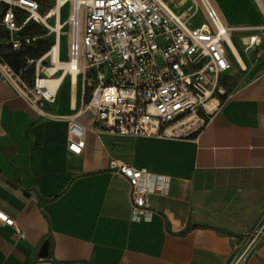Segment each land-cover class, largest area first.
Instances as JSON below:
<instances>
[{"label":"crops","instance_id":"crops-1","mask_svg":"<svg viewBox=\"0 0 264 264\" xmlns=\"http://www.w3.org/2000/svg\"><path fill=\"white\" fill-rule=\"evenodd\" d=\"M212 2L228 25L264 24L257 0ZM258 33L232 34L245 67L230 54L238 69L222 83L236 82L187 137L97 131L88 111L74 154L67 120L41 116L0 81V211L15 220H0V264H228L264 214V38L247 46ZM64 83L51 114L73 115L84 100L80 80L75 101ZM111 161L169 179L148 197L150 218H132L131 184ZM243 264H264V237Z\"/></svg>","mask_w":264,"mask_h":264},{"label":"built area","instance_id":"built-area-1","mask_svg":"<svg viewBox=\"0 0 264 264\" xmlns=\"http://www.w3.org/2000/svg\"><path fill=\"white\" fill-rule=\"evenodd\" d=\"M52 1L0 0V81L41 116L67 120L74 154L83 151L88 128L79 115L88 111L95 113L94 130L123 136L187 137L199 131L227 94L222 80L233 68L232 34L258 31L248 47L264 38V24L228 25L212 0H73L66 61L69 75L83 85L84 100L73 115L51 114L47 106L55 104L59 89L48 88L46 63L50 58L51 66L54 45L18 64L11 59L37 40L30 29L51 20ZM257 1L264 16V0ZM212 100L217 104L209 109ZM110 166L131 184L132 218H150L148 197L164 193L169 179L127 163ZM0 220L15 224L1 211ZM263 237L264 214L228 264H243Z\"/></svg>","mask_w":264,"mask_h":264},{"label":"bare ground","instance_id":"bare-ground-1","mask_svg":"<svg viewBox=\"0 0 264 264\" xmlns=\"http://www.w3.org/2000/svg\"><path fill=\"white\" fill-rule=\"evenodd\" d=\"M69 0H57L56 5L53 7L52 12L50 13L51 19L56 20V27L54 28V31H56V37L57 42L54 44V47L50 53L51 55V66L48 67L47 73L48 77L46 78L47 86L50 90L54 91L56 89H60L61 84L63 82H68L70 86V92L72 96V100H76V93L79 89V80L78 77L75 74L69 75L70 66L67 64V61L63 58L62 49H61V33H62V21H61V13H62V7L68 2ZM47 25H49L47 21ZM229 39V46L230 51L236 61L239 65L245 67L244 59L236 46L234 41H231ZM68 77V79H67ZM217 104L216 100L210 101L206 107L209 109H213L214 105Z\"/></svg>","mask_w":264,"mask_h":264},{"label":"rangeland","instance_id":"rangeland-1","mask_svg":"<svg viewBox=\"0 0 264 264\" xmlns=\"http://www.w3.org/2000/svg\"><path fill=\"white\" fill-rule=\"evenodd\" d=\"M73 0H69L63 7H62V13H61V21H62V33H61V49H62V54L63 58L67 60V50H68V41H69V36H68V26H67V20L68 16L70 13L71 5H72ZM57 0H54V4L56 5ZM49 25L46 24H37L34 27L30 29L29 34L36 36L37 40L34 42L33 46H31L32 49L28 50L25 54L21 55L19 58L17 57H12L11 61L18 64V61L23 62L25 61L28 57H37V54L35 52L36 46L40 43L43 42L44 44L49 45V48L47 51L57 42V37H56V31H54V28L56 27V20L53 18L50 21H48ZM236 41H240L239 37L235 36ZM244 57L246 56V53L244 51V48L242 47L241 49ZM245 53V54H244ZM50 58L47 59V66H50ZM18 66V65H17ZM233 66L234 69H238V65L233 61ZM34 71L33 68H31L30 73ZM68 79V77H67ZM232 81V82H231ZM235 83V79L228 81V83H225V91H229V83ZM64 85H68V82H65Z\"/></svg>","mask_w":264,"mask_h":264},{"label":"trees","instance_id":"trees-1","mask_svg":"<svg viewBox=\"0 0 264 264\" xmlns=\"http://www.w3.org/2000/svg\"><path fill=\"white\" fill-rule=\"evenodd\" d=\"M52 5H54V1H52ZM33 44H34V43H33ZM33 44H32V45H29V46H28L25 50H23V51L16 52V53L14 52L12 55H13L14 57L19 58L21 55L25 54L28 50L32 49L31 46H33ZM48 48H49V45L44 44L43 42H40V43L36 46V49H35V52H36V54H37V57L43 55V54L47 51Z\"/></svg>","mask_w":264,"mask_h":264},{"label":"water","instance_id":"water-1","mask_svg":"<svg viewBox=\"0 0 264 264\" xmlns=\"http://www.w3.org/2000/svg\"><path fill=\"white\" fill-rule=\"evenodd\" d=\"M41 256L45 257L46 256V253H45V248L44 250L41 252ZM40 264H48V263H40Z\"/></svg>","mask_w":264,"mask_h":264}]
</instances>
